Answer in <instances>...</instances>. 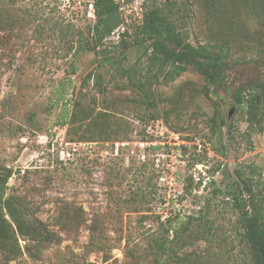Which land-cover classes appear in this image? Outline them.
<instances>
[{"label": "rangeland", "instance_id": "rangeland-1", "mask_svg": "<svg viewBox=\"0 0 264 264\" xmlns=\"http://www.w3.org/2000/svg\"><path fill=\"white\" fill-rule=\"evenodd\" d=\"M91 1L0 0L5 193L59 235L37 258L17 235L19 246L8 261L0 253V264H176V253L179 264H237L236 210L216 189L248 175L264 193L263 120L250 123L232 97L241 83L264 80V0H172L186 39L222 44L230 64L209 97L189 67L151 80L149 98L119 68L147 80L144 46L133 42L144 0H116L123 22L104 42L114 64L75 51L76 32L89 37L94 23ZM124 29L127 47L119 42ZM215 114L226 118L221 136L208 126ZM207 200L213 235L172 243V259L155 253L150 240L172 237L163 230L169 220L177 226L198 215ZM220 238L234 247L224 251Z\"/></svg>", "mask_w": 264, "mask_h": 264}, {"label": "trees", "instance_id": "trees-1", "mask_svg": "<svg viewBox=\"0 0 264 264\" xmlns=\"http://www.w3.org/2000/svg\"><path fill=\"white\" fill-rule=\"evenodd\" d=\"M141 22L134 39V43L144 46L147 67L145 71L146 81L135 80L131 67H119L128 81L137 86L147 98L153 96L150 87L151 80L158 77L173 79L187 70L189 67L195 70L204 80L203 93L209 97L212 87L219 86L226 69L229 66L228 51L222 44H193L185 35L177 29L175 24V9L172 0H144ZM94 23L88 30L89 37L83 32H76V52L92 51L97 53L105 62L115 63L110 57L109 49L105 46V39L123 22L119 11V3L116 0H92ZM126 29L119 33V42L127 47L123 39ZM259 66L264 69V55L259 58ZM248 80L238 85L232 92V97L239 108L245 112L247 120L259 123L264 131V80ZM209 129L213 135L221 136L222 126L226 123L224 114H215L210 118ZM61 123L64 120L61 119ZM10 176L8 168L0 171V253L11 254L13 245H18V236L25 240L24 249L32 258H37L39 249L46 242L58 241V234L48 229L36 215L34 209L21 197L7 196V180ZM259 180L248 175L237 177L216 189L225 202L230 203L236 210L235 225L237 243L241 246L242 255L237 264H264V193ZM143 197V195H141ZM206 206L199 207L198 215L188 216L180 221L177 226L168 222L163 230L168 234L172 231V237H164L160 234L150 240L155 253L166 254L172 252L173 244H184L188 239H208L213 235L207 217L209 200ZM10 217V221L7 219ZM57 235V238H56ZM169 240V242H168ZM173 241V242H172ZM171 242V243H170ZM224 251L234 247H227L226 238L218 241ZM225 242V243H223ZM6 259L8 261V256ZM174 253V252H173ZM14 254V253H12ZM8 256V257H7ZM174 262L179 264L183 256L176 253ZM172 259L170 255L166 256ZM189 259V258H188ZM187 259V260H188ZM158 264H169L167 259L157 260ZM7 264V262H6ZM187 264H195L187 262Z\"/></svg>", "mask_w": 264, "mask_h": 264}, {"label": "built area", "instance_id": "built-area-1", "mask_svg": "<svg viewBox=\"0 0 264 264\" xmlns=\"http://www.w3.org/2000/svg\"><path fill=\"white\" fill-rule=\"evenodd\" d=\"M89 6L91 7V3L89 4ZM144 144V142H141V145H143Z\"/></svg>", "mask_w": 264, "mask_h": 264}]
</instances>
